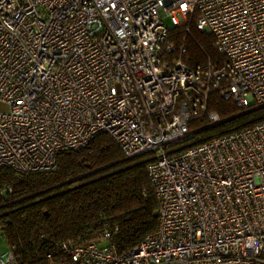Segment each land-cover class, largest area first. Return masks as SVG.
Segmentation results:
<instances>
[{"label":"built area","instance_id":"2783aa9c","mask_svg":"<svg viewBox=\"0 0 264 264\" xmlns=\"http://www.w3.org/2000/svg\"><path fill=\"white\" fill-rule=\"evenodd\" d=\"M163 18L209 33L222 64L189 67ZM212 92L264 107V0H0V169L51 171L107 134L123 159L152 154L158 206L124 254L102 223L57 256L0 264H264V121L169 154L192 121L220 122Z\"/></svg>","mask_w":264,"mask_h":264},{"label":"trees","instance_id":"16d2710c","mask_svg":"<svg viewBox=\"0 0 264 264\" xmlns=\"http://www.w3.org/2000/svg\"><path fill=\"white\" fill-rule=\"evenodd\" d=\"M169 34L175 44L184 46L189 67L207 61L222 64L223 56L212 48V36L197 30L194 22L188 35L183 28L170 29ZM253 109L240 108L212 92L207 110L217 113L220 122L209 126L192 121L191 135L169 154L264 121V107ZM151 160L150 153L123 159L113 139L99 134L82 149L59 153L51 171L0 169V231L5 243L21 262L37 255L45 260L48 253L58 255V244L89 238L105 223L117 226L113 242L124 254L158 226L157 201L146 171Z\"/></svg>","mask_w":264,"mask_h":264},{"label":"rangeland","instance_id":"374dc122","mask_svg":"<svg viewBox=\"0 0 264 264\" xmlns=\"http://www.w3.org/2000/svg\"><path fill=\"white\" fill-rule=\"evenodd\" d=\"M176 18L179 22L182 21L181 17L179 14L176 15ZM163 24L170 29L171 25L169 23V20L167 18H163ZM3 107L0 105V109H2ZM9 247L7 246V244L5 243L4 237L2 232L0 231V257L4 256L5 254H7L9 252Z\"/></svg>","mask_w":264,"mask_h":264},{"label":"water","instance_id":"95a60500","mask_svg":"<svg viewBox=\"0 0 264 264\" xmlns=\"http://www.w3.org/2000/svg\"><path fill=\"white\" fill-rule=\"evenodd\" d=\"M259 108H261V107H259ZM259 108H254L253 111H255V110L259 109Z\"/></svg>","mask_w":264,"mask_h":264}]
</instances>
